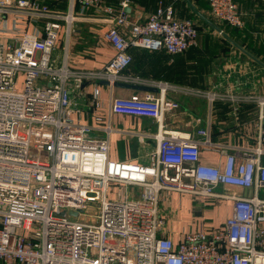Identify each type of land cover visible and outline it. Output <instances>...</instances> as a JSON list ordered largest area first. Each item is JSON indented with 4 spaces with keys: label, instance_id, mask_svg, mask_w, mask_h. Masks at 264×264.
<instances>
[{
    "label": "built area",
    "instance_id": "1",
    "mask_svg": "<svg viewBox=\"0 0 264 264\" xmlns=\"http://www.w3.org/2000/svg\"><path fill=\"white\" fill-rule=\"evenodd\" d=\"M63 1L65 11L46 0H0V264H264V94L236 96L128 73L131 48L178 55L197 44V24L176 19L172 6L160 5L138 23L126 10L129 0L120 8L105 0H54ZM206 1L217 23L244 28L235 0ZM92 9L94 20L110 26L103 39L113 57L99 69L73 68L66 46L58 62L61 30L69 39ZM115 83L157 92L117 97ZM88 85L94 89L87 105L106 109L91 124L73 118L79 112L72 95ZM175 96L206 100L203 125L190 132L166 127L167 114L182 106ZM217 101L257 105L254 147L215 141ZM119 115L152 120L156 131L113 127ZM114 134L150 147L148 163L112 158ZM202 152L224 161L203 164ZM174 193L230 201L232 213L220 227L201 223L175 242L167 208H160Z\"/></svg>",
    "mask_w": 264,
    "mask_h": 264
},
{
    "label": "crops",
    "instance_id": "2",
    "mask_svg": "<svg viewBox=\"0 0 264 264\" xmlns=\"http://www.w3.org/2000/svg\"><path fill=\"white\" fill-rule=\"evenodd\" d=\"M128 15L138 23H144L152 16L160 5L172 6L176 19H186L200 25L197 44L183 54L170 55L165 51H151L143 48H131L133 58L127 72L148 80L164 81L170 84L204 90H217L220 93H232L236 96L264 94V1L263 0H235L243 15L244 28L241 30L218 26L232 41L220 35L208 22L215 24L210 6L206 0H129ZM52 9L65 11L66 1L55 3L46 0ZM121 0H105L107 5L120 8ZM95 10H90L85 15V20L76 25V30L69 36L65 29L61 30L57 41L54 58L61 62L64 57V47L68 46L69 64L73 68L99 69L104 67L113 57L114 52L104 41V33L109 29L108 24L96 21ZM216 25V24H215ZM34 24L27 26V31H33ZM39 27V26H38ZM81 34L79 35V33ZM68 42V43H67ZM235 43V44H234ZM239 47V48H238ZM250 54L258 62L254 61ZM100 96L103 105L107 107L110 100V90L100 83ZM94 86H85L82 91L75 92L74 102L76 111L73 113L75 120L83 123H94L96 115L106 116V109L94 110L87 105ZM136 91L127 89L114 90V95L129 97ZM182 104L177 109L167 114L165 125L168 129L181 132H190L196 129L198 121H205L208 116H201L196 110L184 102L185 96H175ZM207 102L201 98H194ZM80 114V116H79ZM191 114V117L188 115ZM259 111L255 103H231L217 101L213 105L212 132L215 141L227 145L229 148L238 146L254 147L257 141L260 123ZM114 124L124 131L134 127H144L143 130L156 131L152 120H138L130 116H114ZM148 123V124H147ZM129 139L131 152L118 159V154L111 156L116 160L131 159L136 156L138 161L147 162L143 156L151 150L150 147L139 146L129 135L122 136ZM112 145V143H111ZM203 164L217 166L221 159L218 153L202 152ZM190 196V195H187ZM191 197V198H190ZM187 200L175 199L174 194L169 195L163 202V209L167 208L175 213L174 220L168 227L173 233L175 242L187 231H195L199 224L218 228L223 225L232 213L230 201H205L201 198L190 196ZM212 201V202H211ZM211 203V205H210ZM177 213V217H176Z\"/></svg>",
    "mask_w": 264,
    "mask_h": 264
},
{
    "label": "rangeland",
    "instance_id": "3",
    "mask_svg": "<svg viewBox=\"0 0 264 264\" xmlns=\"http://www.w3.org/2000/svg\"><path fill=\"white\" fill-rule=\"evenodd\" d=\"M215 24L218 25V26H220V24L217 23V22H215ZM197 27H198V30H199L200 25L197 24ZM80 34H81V32L79 33V35ZM69 87H70V89H73V84H70ZM74 97H75V94L72 95V98H74ZM194 98L195 97L188 96V98H185L184 99V102L186 104H190L188 106L191 107L193 110H196L198 113H200L201 116H206V112H207V110H206V104L203 101H201V100H194ZM188 117H191V114H189ZM113 127H117L114 124V120H113ZM143 128L144 127H140V128L134 127L131 130H137L139 132H143L144 131ZM128 140L129 139H125L124 137H122L120 135L114 134L112 136V155L115 154V153H117L118 154V157L117 158L120 159V156L122 158L123 155L124 156L125 155H129L131 152H133V149H131V145H129ZM140 163L147 164L148 161L147 162H140ZM174 197H175V199H179V200H187L190 196L180 195V194L174 193ZM163 204H164V202L161 201L160 202V208L161 209H163ZM210 205H211V203H210ZM165 213H168V215H169V217H168L169 222L174 220L173 218L175 216V213H174L173 210L171 211L170 209H166L165 210ZM176 217H177V213H176Z\"/></svg>",
    "mask_w": 264,
    "mask_h": 264
},
{
    "label": "water",
    "instance_id": "4",
    "mask_svg": "<svg viewBox=\"0 0 264 264\" xmlns=\"http://www.w3.org/2000/svg\"><path fill=\"white\" fill-rule=\"evenodd\" d=\"M209 24H211V26L218 32L220 33L222 36L228 38L230 41H232L217 25L213 24L212 22H208ZM233 42V41H232ZM235 44V43H234ZM239 48V47H238ZM241 49V48H240ZM246 55H248L250 58H252L254 61H256L257 63L261 64L260 62H258L256 60V58H254L253 56H251L250 54L246 53L243 49H241ZM263 65V64H261ZM264 66V65H263ZM102 85H106L108 86V82L104 81L101 82ZM114 87L117 89H127V90H132V91H136V92H153L156 93L157 89L155 88H150V87H146V86H140V85H130V84H124V83H115ZM76 215V214H73Z\"/></svg>",
    "mask_w": 264,
    "mask_h": 264
},
{
    "label": "trees",
    "instance_id": "5",
    "mask_svg": "<svg viewBox=\"0 0 264 264\" xmlns=\"http://www.w3.org/2000/svg\"><path fill=\"white\" fill-rule=\"evenodd\" d=\"M220 25H222L223 27H229V26H226V25H223V24H220ZM230 28V27H229ZM199 31V30H198ZM224 37V36H223Z\"/></svg>",
    "mask_w": 264,
    "mask_h": 264
}]
</instances>
